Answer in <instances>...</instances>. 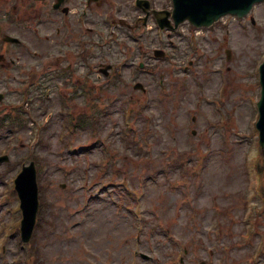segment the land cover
Segmentation results:
<instances>
[{"label": "rangeland", "instance_id": "obj_1", "mask_svg": "<svg viewBox=\"0 0 264 264\" xmlns=\"http://www.w3.org/2000/svg\"><path fill=\"white\" fill-rule=\"evenodd\" d=\"M112 1L117 11L103 5L95 24L96 30L100 24L99 48L88 60L73 62L74 77L85 80L84 71L91 85L103 87L98 126L63 130L60 97L73 115L84 110L85 102L70 101L73 89L65 80L48 82L43 72L40 78L48 88L43 93L51 97L33 102V129H0V155L9 157L0 165V264H26L13 235L18 201L6 192L21 164L29 162L31 148L43 165L39 182L51 213L37 234L43 264H264V212L259 214L262 202L253 172L256 134L252 137L260 92L256 69L264 58V7L256 8L254 28L228 18L224 35L202 31L193 39V51L187 25L168 37L151 19L136 33L144 36L136 43L128 30L109 34L111 19L130 23L139 16L134 0ZM148 1L154 9L171 10L170 0ZM12 6L28 27L36 11L45 14L44 7L27 0H0L1 25ZM8 31L19 35L22 45L0 48L7 62L0 68L5 96L0 115L21 100L29 71L40 75L45 62L57 56L56 36L62 34L40 26L35 34L25 27ZM155 49L167 53L165 60L152 56ZM115 63L122 82L109 86L95 68ZM139 63L148 69H136ZM135 83L145 92L134 91ZM35 132L43 136L42 145L35 142Z\"/></svg>", "mask_w": 264, "mask_h": 264}, {"label": "water", "instance_id": "obj_2", "mask_svg": "<svg viewBox=\"0 0 264 264\" xmlns=\"http://www.w3.org/2000/svg\"><path fill=\"white\" fill-rule=\"evenodd\" d=\"M263 0H173V20L179 24L188 20L196 27H207L217 21L219 17L230 14L237 17L245 16L252 4ZM160 26H168L167 13H155ZM157 56L160 53H155ZM260 83L262 97L258 103L260 121L258 129L261 133V142L264 143V64L260 67ZM7 160L0 158V162ZM15 188L20 199V207L23 214L21 226L22 238L28 241L34 224L37 211V186L35 181V169L33 164L24 167L15 180Z\"/></svg>", "mask_w": 264, "mask_h": 264}, {"label": "trees", "instance_id": "obj_3", "mask_svg": "<svg viewBox=\"0 0 264 264\" xmlns=\"http://www.w3.org/2000/svg\"><path fill=\"white\" fill-rule=\"evenodd\" d=\"M41 207H44V203L41 202Z\"/></svg>", "mask_w": 264, "mask_h": 264}]
</instances>
